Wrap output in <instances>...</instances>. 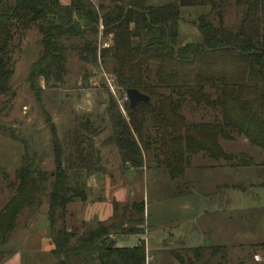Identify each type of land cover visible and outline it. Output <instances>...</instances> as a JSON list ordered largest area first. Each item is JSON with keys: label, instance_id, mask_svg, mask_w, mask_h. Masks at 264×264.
Segmentation results:
<instances>
[{"label": "trees", "instance_id": "obj_1", "mask_svg": "<svg viewBox=\"0 0 264 264\" xmlns=\"http://www.w3.org/2000/svg\"><path fill=\"white\" fill-rule=\"evenodd\" d=\"M182 6L209 9L197 20L198 43H178ZM232 8L237 13L228 25L225 16ZM263 23L264 0H173L157 6L147 0H111L109 7L95 6L93 0H0V95L12 93V43L34 27L42 51L27 76L32 90L37 92L38 78L63 83L67 60L76 54L87 65L110 62V75L124 91L135 88L148 96L134 109L125 103L123 114L109 94L104 111L111 134L103 143L116 146L123 164L142 168L145 155L152 153L153 163L170 178H183L191 155L202 153L216 163L234 160L219 139L232 141L236 132L261 150L264 167ZM99 32L112 35L111 45L100 50L94 40ZM200 106L218 111L220 119L186 122L183 108L195 111ZM97 133L87 117L62 142L53 133L51 174L24 152L15 172L17 183L9 184L12 197L0 211V246L15 230L22 210L38 207L46 198L55 264H146L143 241L119 247L113 239L140 232L135 227L143 222V202L123 207L128 216H117L114 203L111 221L80 233L56 227L58 213L65 214L68 204L86 201L80 173L100 171V152L93 144ZM236 161L243 167L255 165L248 156ZM168 255L177 264H229L224 245L187 247Z\"/></svg>", "mask_w": 264, "mask_h": 264}, {"label": "rangeland", "instance_id": "obj_2", "mask_svg": "<svg viewBox=\"0 0 264 264\" xmlns=\"http://www.w3.org/2000/svg\"><path fill=\"white\" fill-rule=\"evenodd\" d=\"M60 1L63 4L68 2ZM171 1L147 0V3L157 6ZM93 2L95 6L99 3L111 5V0ZM179 10L178 43L200 42L197 20L209 9L182 6ZM236 13V8H232L225 16V23L229 25ZM40 38L38 30L33 27L26 30L20 41L16 37L12 43L11 57L15 64L10 79L12 93L0 95V172L7 176L4 179L0 174V211L12 197L9 184L17 183L15 172L24 152L35 159L40 170L51 174L55 168L53 133L62 142L65 134L79 120L87 117L98 132L93 136V144L100 152V171L80 173L79 178L85 184L86 201L74 199L68 204L65 214L58 213L57 228H75L80 233L95 228L99 222L111 221L114 203L118 209L117 216L123 213L128 216L123 207L140 201L145 209L142 224L135 227L140 232L116 235L113 239L119 247L143 241L146 264H177L167 250L181 244L180 241H169L172 235L181 231L192 234L189 239L193 245L209 243L211 235L213 244L226 246L229 264L240 261L264 264V168L259 167L261 150L234 132L232 141L219 139L224 151L234 160L216 163L202 153L191 155L183 178H170L153 163L152 153L145 155L142 168H130L120 160L115 145L103 143L111 134L104 111L109 94L123 114L124 105L128 102L125 91L110 75L111 63L87 65L79 62L76 54L70 55L63 83L46 84L38 78L36 92L27 76L42 51L38 45ZM111 39L112 35L105 36L100 32L94 36L99 50L104 43L111 45ZM207 91L211 92L208 88ZM181 113L188 123L220 119V113L209 107L200 106L195 111L184 107ZM241 155L252 157L255 165L243 167L237 164L236 160ZM227 184L235 187L229 188ZM216 185H223L225 189L216 190ZM47 207V199L43 198L40 206L22 210L15 230L0 246V264H55L51 255L53 244ZM214 207L219 210L214 211ZM126 226L131 228L128 224ZM196 233L209 235H205L203 241L199 235H194Z\"/></svg>", "mask_w": 264, "mask_h": 264}, {"label": "crops", "instance_id": "obj_3", "mask_svg": "<svg viewBox=\"0 0 264 264\" xmlns=\"http://www.w3.org/2000/svg\"><path fill=\"white\" fill-rule=\"evenodd\" d=\"M259 167H262V166H259ZM262 168H264V167H262ZM228 185V187L230 188V187H235V185H230V184H227ZM221 187L222 188H224L225 189V187H223V185L221 186V185H216L214 188L216 189V190H219V188L221 189ZM229 188H227V189H229ZM226 189V190H227ZM186 208H188V206H186ZM215 208V207H214ZM219 210V208L218 209H216L215 208V210L214 211H218ZM190 232L189 231H187V232H185V231H181V232H178V233H176V235L174 236V235H172V237H171V239L169 240V241H180V243L181 244H177L176 246H174V247H171V249H169V250H167L168 251V253L171 251V250H181V249H187V247H198V246H204V245H219V244H213V241H214V239H213V237L210 235L209 236V238H208V240H209V243H207V244H204V245H193V241L192 240H190L189 239V237H191V235L189 234ZM194 235H199L198 237L199 238H203L205 235L206 236H208L209 234H206V233H204L203 235L202 234H194ZM203 240V239H202ZM213 240V241H212ZM203 241H205V240H203ZM212 242V243H211ZM138 243H136L135 245H131V246H136ZM221 245V244H220ZM225 246V245H224ZM176 262V261H175ZM239 262V261H238Z\"/></svg>", "mask_w": 264, "mask_h": 264}, {"label": "water", "instance_id": "obj_4", "mask_svg": "<svg viewBox=\"0 0 264 264\" xmlns=\"http://www.w3.org/2000/svg\"><path fill=\"white\" fill-rule=\"evenodd\" d=\"M125 94L127 95L128 103L130 109H134V107L141 102H147L149 100L148 96L145 94L139 92L137 89H127L125 91ZM92 171L89 172L91 174ZM90 177V176H89ZM91 182V177L89 178ZM238 264H245V262L240 261Z\"/></svg>", "mask_w": 264, "mask_h": 264}, {"label": "built area", "instance_id": "obj_5", "mask_svg": "<svg viewBox=\"0 0 264 264\" xmlns=\"http://www.w3.org/2000/svg\"><path fill=\"white\" fill-rule=\"evenodd\" d=\"M103 46H104V47H108L109 45H107L106 43H104ZM108 85L110 86V88H112V86H111V84H110L109 81H108ZM255 259H256V260L259 259L257 255L255 256Z\"/></svg>", "mask_w": 264, "mask_h": 264}]
</instances>
